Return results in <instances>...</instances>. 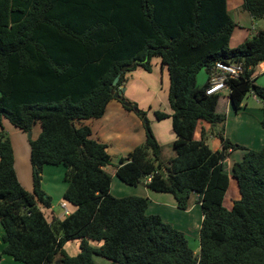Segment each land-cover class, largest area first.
<instances>
[{
    "label": "trees",
    "instance_id": "1",
    "mask_svg": "<svg viewBox=\"0 0 264 264\" xmlns=\"http://www.w3.org/2000/svg\"><path fill=\"white\" fill-rule=\"evenodd\" d=\"M241 6L264 19V0ZM235 26L226 0H0V33L7 39L0 41V258L97 264L98 254L112 264H264V145L256 150L231 142L226 114L217 111L220 94H206L207 81L196 84L198 72L208 73L217 61L241 63L239 77L228 80L229 101L238 112L251 92L263 102L264 128V87L254 83L264 61V26L231 47ZM152 57L169 76L171 112L154 111L155 119L172 121L175 155L167 161L145 112L119 93L129 71H151ZM113 98L144 119L145 133L119 157L114 174L128 185L171 193L180 209L194 197L202 212L197 254L182 231L146 212L145 197L111 194L107 144L92 138L82 121L102 116ZM4 119L23 132L40 125L29 139L30 191L18 180ZM200 120L215 129L219 149L208 146L203 130L194 138ZM45 164L66 168L67 215L47 210ZM229 176L239 191L230 209L223 204ZM71 240L79 242L73 256L64 249Z\"/></svg>",
    "mask_w": 264,
    "mask_h": 264
},
{
    "label": "crops",
    "instance_id": "2",
    "mask_svg": "<svg viewBox=\"0 0 264 264\" xmlns=\"http://www.w3.org/2000/svg\"><path fill=\"white\" fill-rule=\"evenodd\" d=\"M243 0H226V9L228 14L236 23V26L230 36V42L234 43L235 47L240 43L244 42L246 39L254 35L259 29L264 26V19H253L247 11L242 8ZM152 69L154 65L158 66V70L163 73L164 70H168L166 66H161L159 57H152L151 59ZM257 67L260 69L259 72L264 71V61L259 63ZM136 70V69H135ZM143 70V69H142ZM203 70V69H202ZM144 71V70H143ZM128 74H126V77ZM208 73L198 72L196 76V84L202 86L207 81ZM169 79V76H168ZM255 73H254V83H255ZM163 81V76L160 78ZM257 85L264 87V82L259 81ZM254 97V95H253ZM226 100V121L224 124V135L231 140L238 138L239 133H246L248 130H251V138L246 140H236L242 141L244 145L252 149H260L264 145V128L260 124L262 118V108H247L242 103V107L238 112H236L228 97H224ZM255 98V97H254ZM234 110V115L231 122H228V114L231 116V112ZM217 111H220L217 109ZM167 113H170L166 111ZM83 123L88 124L91 129V137L104 142L107 144V150L111 158L118 162L119 157L125 156L129 151H131L135 146L143 142L145 133L143 123L138 119L136 114L132 110H126L122 103L117 99H111L105 108L102 116L98 118H90L82 121ZM150 125L154 135L162 146L161 150V159L167 161L172 156L165 154V148L173 142L175 139V133L171 129L172 121L170 117H166L162 120L151 119ZM3 128L8 133L11 144L14 152V168L18 177V180L22 186L30 191L32 189V166L30 163L29 153L30 145L29 139L38 136L40 132L39 123H35L32 126V129L29 132H23L22 130L13 126L8 120H3ZM202 130L205 132V142L211 136L215 138L217 133L211 125L203 120L198 121L194 138L200 139ZM215 133V134H214ZM214 134V135H212ZM34 135V136H33ZM232 142V141H231ZM238 143V142H234ZM115 145V146H114ZM221 142L218 138L215 148L219 149ZM117 157V159L115 158ZM229 158L226 159L228 161ZM229 162V161H228ZM228 164V163H227ZM230 165V164H229ZM228 165V168H229ZM115 169V166H114ZM114 169L111 174V184L110 192L115 197H124L129 195H137L145 197L148 201L146 212L148 214H158L162 219L175 228L182 231L186 236L187 232L194 230L193 234L198 238V244L195 248L189 244L190 248L194 253L199 249V228L202 221V212L201 207L198 202H195L194 197H191L190 206L187 209H180L176 205V200L171 193L167 192H157L153 191L143 184L140 185H128L122 182L115 174ZM65 166L59 165H50L45 164L42 167V182L41 187L43 191L50 196L51 202L57 204L61 208V203L63 200V193L66 189L67 182L64 180ZM107 170V167H106ZM229 170V169H228ZM53 174L54 177L47 179L46 176ZM51 179L52 185H48V181ZM230 176H229V186L224 195L223 204L226 208L230 209L232 207L233 201L239 198L238 187H230ZM54 204H51L48 211H53L54 214L58 217L63 216V209L59 212L55 210ZM68 207V205H67ZM46 209V208H45ZM69 211L70 208L68 207ZM3 228L0 224V250L4 247L2 241ZM189 240V239H188ZM72 241V240H71ZM69 243L67 241L64 244V249ZM93 245L98 246L100 242H91ZM199 251V250H198ZM77 251L76 253H78ZM75 253V254H76ZM93 260L97 264H112L111 260L102 257L98 254H93ZM0 264H24L21 261L15 260L13 257L3 254L0 258ZM117 264V263H115Z\"/></svg>",
    "mask_w": 264,
    "mask_h": 264
},
{
    "label": "rangeland",
    "instance_id": "3",
    "mask_svg": "<svg viewBox=\"0 0 264 264\" xmlns=\"http://www.w3.org/2000/svg\"><path fill=\"white\" fill-rule=\"evenodd\" d=\"M6 34L0 33V41L7 42V39H5ZM234 43L230 42V46H233ZM260 69L256 67L255 70V84L259 81L264 82V71L259 72ZM200 72V71H199ZM201 73H204V70H201ZM127 76V79L125 83L121 86V94L123 97L134 103L136 107L142 111L145 112V117L148 119L149 123L151 119H154V111L155 110H161V111H168L169 112V105H168V89H169V79L167 71L164 70L163 73H161L160 70H158V66L154 65V69L152 71H143L140 67H137L136 70L133 69L129 71ZM163 76V81L160 80V78ZM228 96V92L226 90L223 91V93L220 94V98L218 101L217 109H219L222 112L226 111V100L224 97ZM255 97V98H254ZM253 97V94L251 92H248L243 100V105H245L247 108H262L263 102L260 101L256 96ZM234 110L231 112V116L229 117L228 114V122L230 123L232 120V117L234 115ZM138 119L144 123V119H142L135 111H133ZM226 121V120H225ZM172 129V125H171ZM154 133V132H153ZM215 134V133H214ZM212 134V135H214ZM34 136V135H33ZM37 137V136H36ZM36 137H33L35 139ZM247 138H251V130H248L246 133H239L238 138L231 140L233 143L238 142L239 144H242V141H236V140H246ZM218 138L211 136L207 139V144L211 149L215 148V144L217 142ZM244 145V144H242ZM115 146V145H114ZM246 146V145H245ZM248 147V146H247ZM238 152V151H237ZM165 154L168 156H174L175 152L172 148L171 144H169L165 148ZM239 153H234L233 157L238 156ZM117 159V157H115ZM229 161V162H228ZM226 161L230 164V159ZM116 164V160L111 158L110 164H108L107 171L109 173L113 172L114 166ZM64 166V165H63ZM227 169H229L227 167ZM229 172V170H228ZM53 178L54 175L50 174L47 175L46 178ZM64 177V175H63ZM51 179L48 181V185H52ZM230 184L232 187L236 186V180L230 176ZM51 204H54L51 202ZM55 210L59 212L61 210L60 206L57 204H54ZM194 230H190L187 232V239L188 243L192 246V248H195L198 244V238L193 234ZM199 250V249H198ZM198 250L195 254H197ZM65 251L70 255H76L77 251H79V242L77 240L69 241V243L65 247ZM76 253V254H75Z\"/></svg>",
    "mask_w": 264,
    "mask_h": 264
},
{
    "label": "built area",
    "instance_id": "4",
    "mask_svg": "<svg viewBox=\"0 0 264 264\" xmlns=\"http://www.w3.org/2000/svg\"><path fill=\"white\" fill-rule=\"evenodd\" d=\"M243 71L241 63H232L227 61H217L208 72L207 86L205 88L206 94H221L224 90L230 91L228 86L229 79H235L239 77ZM228 97V96H227ZM151 176L146 178V181H150ZM63 214H69V209L65 201L61 203Z\"/></svg>",
    "mask_w": 264,
    "mask_h": 264
},
{
    "label": "water",
    "instance_id": "5",
    "mask_svg": "<svg viewBox=\"0 0 264 264\" xmlns=\"http://www.w3.org/2000/svg\"><path fill=\"white\" fill-rule=\"evenodd\" d=\"M117 79H118V76L115 77V79L113 81L114 84L116 83ZM121 92H122V90L120 89L119 93H121Z\"/></svg>",
    "mask_w": 264,
    "mask_h": 264
}]
</instances>
